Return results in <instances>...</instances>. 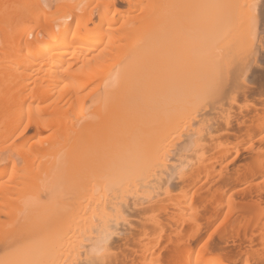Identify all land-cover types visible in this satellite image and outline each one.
Instances as JSON below:
<instances>
[{
    "label": "bare ground",
    "instance_id": "6f19581e",
    "mask_svg": "<svg viewBox=\"0 0 264 264\" xmlns=\"http://www.w3.org/2000/svg\"><path fill=\"white\" fill-rule=\"evenodd\" d=\"M0 264H264V0H0Z\"/></svg>",
    "mask_w": 264,
    "mask_h": 264
},
{
    "label": "rangeland",
    "instance_id": "374dc122",
    "mask_svg": "<svg viewBox=\"0 0 264 264\" xmlns=\"http://www.w3.org/2000/svg\"><path fill=\"white\" fill-rule=\"evenodd\" d=\"M214 230H215V228L210 229V231H208L207 234H208V235L212 234V233L214 232ZM207 234H205L204 239L207 238V236H208ZM216 236H217V234H215V237H216ZM215 243H216V242H213L212 244L214 245Z\"/></svg>",
    "mask_w": 264,
    "mask_h": 264
}]
</instances>
